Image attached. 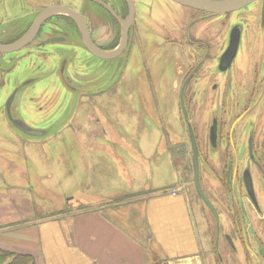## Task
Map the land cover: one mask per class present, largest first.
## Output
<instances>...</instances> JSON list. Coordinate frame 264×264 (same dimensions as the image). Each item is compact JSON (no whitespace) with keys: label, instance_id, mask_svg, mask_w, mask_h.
Here are the masks:
<instances>
[{"label":"flooded vegetation","instance_id":"1","mask_svg":"<svg viewBox=\"0 0 264 264\" xmlns=\"http://www.w3.org/2000/svg\"><path fill=\"white\" fill-rule=\"evenodd\" d=\"M170 4L176 8L166 10ZM163 5L173 15L179 12L180 17L170 30L165 29V38L147 37V30H152L153 23L162 17L158 12ZM50 7L75 10L83 22L64 13L47 18L27 45L13 52L0 49V73L13 71L21 60L39 62L35 69L42 71L40 76L48 77V83L49 76L55 78L47 88L54 90L50 92L52 97L46 96L55 106V95L59 93L55 90L65 89L61 83L67 81L71 71L69 57L75 63L74 74L88 76L80 80L81 85L72 87L73 107L91 98L88 94L108 91L112 87L110 77L119 72L128 94L142 88L173 93L172 100L164 101L179 109L181 122L188 126L191 148L185 141L171 146L178 158L174 165L178 166L180 159L183 167L180 179L185 186L181 189L189 194L193 181L197 185L193 135L200 187L218 217L197 194L215 221L216 244L220 247L222 237L228 247L227 253L220 247L221 263L264 264V0H252L222 12L176 0H0V45L22 40ZM115 51L119 52L109 58L97 54ZM99 77H106V84H100ZM39 78L30 76L18 84L11 106L8 102L3 106L11 124L26 135H33L30 131L34 130L47 133L45 128L39 130L33 125L32 117L14 107L19 92L25 86L34 89ZM48 117L52 123L65 118L57 115L53 119L51 113ZM161 129L165 138L175 135L164 117ZM200 157L205 188L200 180ZM172 191L176 194L178 189Z\"/></svg>","mask_w":264,"mask_h":264},{"label":"rangeland","instance_id":"2","mask_svg":"<svg viewBox=\"0 0 264 264\" xmlns=\"http://www.w3.org/2000/svg\"><path fill=\"white\" fill-rule=\"evenodd\" d=\"M170 8L176 7L170 4L166 10ZM166 10L164 5L160 7L158 13L162 12V17L153 23L152 30H147V37L165 38L168 35L165 29L170 30L180 13L173 15ZM163 38L159 40L164 41ZM67 61L71 71L67 81L61 83L65 89L55 90L59 92L55 95L56 106L46 97L54 91L52 87L47 88L55 78L49 76L48 83V77L40 76L42 71L35 69L39 62L21 60L13 71L0 73V228L17 222L31 223L46 216L70 215L89 209L96 201L110 204L111 199H117L116 193L109 199L107 194L90 192L93 185L99 188L111 184L116 190L122 187L129 193L155 186L184 185L180 179L183 167L180 159L179 167L174 165L178 158L173 155L171 146L185 141L190 148V139L188 126L180 120L179 109L164 101V98L172 100L174 94L162 89L153 93L144 88L128 94L122 87L119 72L110 77L112 87L108 91L88 94L91 98H84L76 108L70 103L72 87L81 85L80 80L88 79V76L74 74L73 58L69 57ZM30 76L40 77V80L36 81L34 89L25 86L19 92L14 107L24 116L32 117L33 125L39 130L45 128L46 134L18 132L3 111L15 87ZM105 80L106 77H99L100 84H106ZM50 105L51 109L47 110ZM50 113L53 119L57 115L65 118L52 123V118L48 117ZM43 116H47L46 120ZM162 117L169 131L175 133L171 139L163 136ZM200 165L203 170L202 157ZM203 171L200 180L205 188L207 181ZM186 174L187 171L184 177ZM186 179L190 180V177ZM196 188L193 181L188 195L201 239L202 259L205 264H222L220 249L227 253L228 247L222 237L219 238L221 248L216 244L215 221ZM132 195V198L141 196L143 192ZM219 224L222 233L221 219ZM238 248L242 258L239 244Z\"/></svg>","mask_w":264,"mask_h":264},{"label":"crops","instance_id":"3","mask_svg":"<svg viewBox=\"0 0 264 264\" xmlns=\"http://www.w3.org/2000/svg\"><path fill=\"white\" fill-rule=\"evenodd\" d=\"M110 185L90 191L109 199L116 193L110 204L96 201L70 215L1 227L0 250L10 255L0 264H12L11 254L31 255L36 264H205L189 195L181 186L129 193Z\"/></svg>","mask_w":264,"mask_h":264},{"label":"water","instance_id":"4","mask_svg":"<svg viewBox=\"0 0 264 264\" xmlns=\"http://www.w3.org/2000/svg\"><path fill=\"white\" fill-rule=\"evenodd\" d=\"M180 3H183L185 5L188 6H192L195 8H199L202 10H207V11H212V12H222V11H228V10H232V9H236L242 5H245L249 2H251L252 0H225V1H212V0H176ZM58 13H64L69 15L70 17H72L76 22L80 23L83 22V19L81 18V16L72 9L66 8V7H50L46 10H44L38 17V19L36 20L34 26L30 29V31L26 34V36L20 40L19 42L10 45V46H2L0 45V49L4 50V51H8V52H13L15 50L20 49L21 47L27 45L35 36L36 32L38 31L39 26L41 25V23L46 20L49 17H52L55 14ZM52 41V40H49ZM88 45L91 47V49L94 52H97L94 50L93 46H91V43L89 42V40H87ZM119 51H115V52H111V53H97L102 57H113L115 55H117ZM13 102V97L11 96L8 100V106H11V103ZM33 135H36V133H41L40 131L34 130V131H30ZM192 142H193V146H194V163H195V174H196V182H197V189L198 192L201 196V198L203 199V201L211 208V210H213V212L216 214V216L218 217V213L216 211V209L214 208L213 204L210 202V200L207 198V196L205 195V193L203 192V190L200 187V181H199V157H198V150L196 147V143H195V139L194 136L192 135Z\"/></svg>","mask_w":264,"mask_h":264},{"label":"trees","instance_id":"5","mask_svg":"<svg viewBox=\"0 0 264 264\" xmlns=\"http://www.w3.org/2000/svg\"><path fill=\"white\" fill-rule=\"evenodd\" d=\"M10 255V253H6L0 250V262L3 261L6 256ZM13 255L12 264H36L35 259L31 255H20V254H11Z\"/></svg>","mask_w":264,"mask_h":264},{"label":"built area","instance_id":"6","mask_svg":"<svg viewBox=\"0 0 264 264\" xmlns=\"http://www.w3.org/2000/svg\"><path fill=\"white\" fill-rule=\"evenodd\" d=\"M175 193V192H174Z\"/></svg>","mask_w":264,"mask_h":264}]
</instances>
